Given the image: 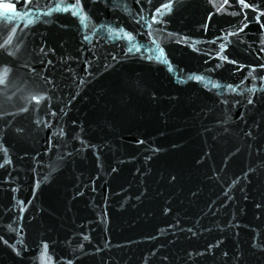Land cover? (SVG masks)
<instances>
[{
  "label": "water",
  "instance_id": "water-1",
  "mask_svg": "<svg viewBox=\"0 0 264 264\" xmlns=\"http://www.w3.org/2000/svg\"><path fill=\"white\" fill-rule=\"evenodd\" d=\"M0 264H264V0H0Z\"/></svg>",
  "mask_w": 264,
  "mask_h": 264
}]
</instances>
